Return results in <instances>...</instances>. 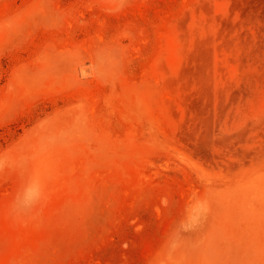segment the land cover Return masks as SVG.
<instances>
[{
    "label": "rangeland",
    "instance_id": "1",
    "mask_svg": "<svg viewBox=\"0 0 264 264\" xmlns=\"http://www.w3.org/2000/svg\"><path fill=\"white\" fill-rule=\"evenodd\" d=\"M0 264H264V0H0Z\"/></svg>",
    "mask_w": 264,
    "mask_h": 264
}]
</instances>
